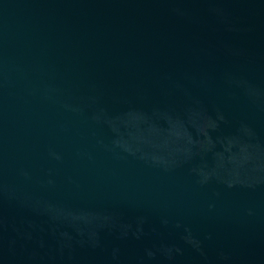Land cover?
<instances>
[{"label": "water", "instance_id": "obj_1", "mask_svg": "<svg viewBox=\"0 0 264 264\" xmlns=\"http://www.w3.org/2000/svg\"><path fill=\"white\" fill-rule=\"evenodd\" d=\"M0 264H264V0H0Z\"/></svg>", "mask_w": 264, "mask_h": 264}]
</instances>
